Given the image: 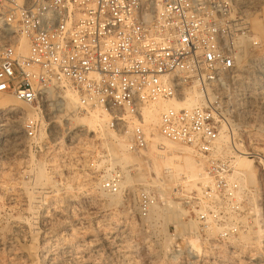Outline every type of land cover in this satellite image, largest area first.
I'll return each mask as SVG.
<instances>
[{
    "label": "built area",
    "instance_id": "built-area-1",
    "mask_svg": "<svg viewBox=\"0 0 264 264\" xmlns=\"http://www.w3.org/2000/svg\"><path fill=\"white\" fill-rule=\"evenodd\" d=\"M260 10L264 0H0V96L32 111L19 137L48 161L67 89L77 96L74 112L104 113L133 153L149 142L144 109L167 102L159 132L204 164L199 190L181 203L200 233L215 225L224 239L243 226L237 217L254 190L241 188L237 156L252 160L264 188V62L251 89L234 83L245 43L255 55L264 47L249 22ZM247 131L260 134L237 135ZM123 178L113 164L98 184L114 194ZM155 202L147 188L138 191L142 216Z\"/></svg>",
    "mask_w": 264,
    "mask_h": 264
},
{
    "label": "rangeland",
    "instance_id": "rangeland-1",
    "mask_svg": "<svg viewBox=\"0 0 264 264\" xmlns=\"http://www.w3.org/2000/svg\"><path fill=\"white\" fill-rule=\"evenodd\" d=\"M261 11L257 14L263 18L264 10ZM255 54L257 52H252ZM0 98L15 99L12 96ZM18 104L25 112H31L21 101L18 100ZM60 118H66L64 114L58 117L59 130L64 131L66 120ZM69 123L75 126L70 118ZM145 123L148 151L130 153L132 161L125 164L130 182L117 205L104 203L98 178L111 167V161L122 166L115 159L111 160L112 155L96 129L77 130L70 141L54 147L50 152L51 157H55L54 163L45 159L48 162L45 169L51 173L48 182L33 178L35 166L31 156L39 157L33 154L28 143L20 137L10 138L5 143L0 134V264H264V244L255 249L251 242L245 245L234 238L236 233L217 239L216 232L200 233L196 222L200 237L194 246L189 240L191 230H181L173 221L153 218L151 223L145 220L149 213L146 216L139 213L137 193L141 188L153 192L157 202L155 182L163 181L168 196L187 210L181 198L199 187V181L197 186L188 187L182 179L168 177L164 161L156 154L159 150L165 153L167 148L160 147L162 140L153 143L152 138L153 132L160 134L159 125L149 119ZM256 134L260 131L237 133L244 137ZM60 152L63 153L58 156ZM148 159L153 160L147 163ZM202 165L204 170L203 162ZM259 188L256 201L261 210L256 213L251 209L249 193L245 197L248 209L237 217L243 224L241 228L246 223L254 224L258 217L264 229V188L260 185ZM167 237L169 241L164 247L161 243Z\"/></svg>",
    "mask_w": 264,
    "mask_h": 264
},
{
    "label": "bare ground",
    "instance_id": "bare-ground-1",
    "mask_svg": "<svg viewBox=\"0 0 264 264\" xmlns=\"http://www.w3.org/2000/svg\"><path fill=\"white\" fill-rule=\"evenodd\" d=\"M261 16L262 15L254 14V15L250 16L249 22L251 20V22H252L251 24H252L253 28L251 27V24H250V28H251L255 38L264 45V17L262 18ZM245 44H246V47L243 49L241 56L239 57V66H238L239 73L235 77V81H234L235 86L238 89L244 88V86H247V87L250 86L249 89L252 88L253 84L256 81L255 77H257L255 70H258L257 68L260 67V63L264 62V47H262V49H261V55L259 54V55L251 56L252 50L249 49V46L247 45L248 42H246ZM23 46H24V50L27 49V43L25 41H24ZM256 62H257V65L255 64ZM250 73H252L254 75L251 79L249 77ZM246 77H248L247 80L244 79ZM76 101H77V96H76L75 91H73L71 89H67L65 92V101H64L63 107H62V114H64V116L66 118V121L63 122L65 125V130H64L65 134L62 131H59L58 125H57L58 119L56 118L55 122L52 124V129H53L54 135L56 136L55 139L59 138L57 143L62 146L64 144L62 142H64L65 140L70 141L73 137L72 134H74L77 130L85 131L86 129L90 128L91 131L95 130V129L98 131L103 143H105V145L108 148L107 150L112 155L111 160L115 159L114 160L115 162H118L121 164V166L123 168V172L125 171L124 178H123V181L121 184V190L118 193L113 194V193H108V192L104 191L103 189L100 190L101 193H103L102 195L105 197L104 203H106L107 205H117L120 203V197H121V194L124 190V187L127 186L128 183L130 182V177L128 176L129 174H127V169L125 168V164L127 162L132 161V156L130 155L131 151L127 149V145L122 138L118 137L111 129L106 128V124H105L106 115L104 113H102L99 110H91L87 114H78V113L73 111ZM159 101L160 100L150 104L148 107H146L144 109L145 122L148 123V119L154 120L159 125V123H160L159 110H163V108L168 104L167 102L160 103ZM157 103H159V104H157ZM157 105H159V107ZM14 113H19V116H16V115L14 116ZM0 115L2 116V121L3 120L5 121V122L0 123V132H1L2 136L4 137V138H2V140L5 142V141H8V139H10V138L14 139V137H19V131L20 130H18V129L20 128V126H19L20 119H22L23 117H26V116H31L32 111L31 112H25L22 109V107L18 104V100H16V99L0 98ZM69 118L71 119L72 124H74L75 126H73V127L69 126V124H70ZM145 125H146V123H145ZM78 126H79V128H78ZM146 127L148 130V125H146ZM42 136H44V132H42ZM152 138H153V143L158 142V139L162 140V144L160 145V147L161 148H163V147L167 148V150H165V153H164V150H159V152H157L156 154L164 161V164H165L164 169H165V172L167 173L168 177L169 178L176 177L177 180L182 179V181L184 182L183 184H185L188 187H190L192 185L197 186V182L200 181V178L202 177V174H203V165H202V162L200 160L195 158V155L192 152V150L188 146L181 145V144H178L176 142H173V141L166 139L165 137L162 136L161 133L155 134L153 132ZM58 150H60V148ZM143 151H146V153H147L148 145ZM219 151H223L224 153H227V154L229 153V150L224 149V147H221L219 149ZM178 153H180V155ZM138 154H140V153H138ZM145 156H144V158H146V157L148 158V156H146V157ZM33 157L34 156H31V159H33L32 161L34 163L33 165L35 166L33 168V170L35 169L33 178L39 179L41 181L47 180V182H48V180H50V178H51V176H50L51 173L48 174V172L45 169L46 161L42 160L41 158L34 159ZM50 158H52L53 162L55 161L54 156L50 157ZM149 160H151V159H148L147 163ZM111 164L113 165L114 163L111 161ZM149 164H151V163H149ZM151 165H153V164H151ZM154 165L156 167V164H154ZM236 165H237V168L239 170V172L237 174V179H238V182L240 183L241 188H245V187L248 188L249 186H254V190H252V193L249 196L248 201H249V204L251 206V209H254L256 211V213H259L261 208L259 207V203H257V201H256V196H257L258 190L260 188L258 186L259 180H258V176H257L256 166H255V164H253V162L250 158H247V157L242 156V155L237 156ZM151 167H153V166H151ZM109 169H110V167L107 169V171ZM158 170L159 169L157 167V170H155V171L158 173ZM51 182H53V181H51ZM151 182H153V181H151ZM44 183H42V184H44ZM155 183L157 186L156 194L158 197V201L151 206V208L148 212L149 215L147 214L148 216L145 217V220H148L151 222V221H154L153 220V218H154V219L161 220V221L162 220L173 221L176 224V226L179 227L181 230H185V229L191 230L192 234H191V236H189V240L192 243V245L197 246L196 242L198 241L200 234H198L199 232H197L198 230L196 227V221L187 215L186 210H184V208L180 207V204L178 201H176L173 198H171L170 196H168L167 185L164 184L163 181L162 182H155ZM197 188L199 189L198 186H197ZM30 193H32V192H30ZM255 211H254V213H255ZM245 222H247V221L245 220ZM153 223H155V222H153ZM156 223H158V222H156ZM261 224H260L258 217H255L254 224H247L246 223L244 225V228H241L235 234L234 238L237 237L243 243L245 242L244 243L245 245H246V242H247V245H250L251 243L254 244L255 249L261 247L264 244V229H263ZM217 230H218L217 226H215V225L211 226L208 228L207 234L208 235L213 234ZM168 241H169L168 237L165 238V240L162 241V243H161L162 246L165 247ZM111 242L112 241H110L109 243H111ZM248 242H251V243L248 244ZM105 243H106V241H105ZM93 246H95V245L93 244Z\"/></svg>",
    "mask_w": 264,
    "mask_h": 264
}]
</instances>
